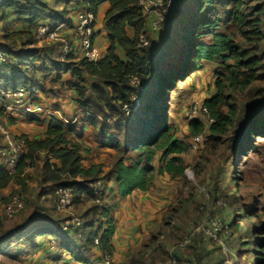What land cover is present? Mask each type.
I'll use <instances>...</instances> for the list:
<instances>
[{
	"label": "trees",
	"instance_id": "obj_1",
	"mask_svg": "<svg viewBox=\"0 0 264 264\" xmlns=\"http://www.w3.org/2000/svg\"><path fill=\"white\" fill-rule=\"evenodd\" d=\"M105 4L109 5L104 18L109 44L98 61H89L75 50L61 60L59 46L49 52L53 57H46L41 49L31 47L32 35L40 24L50 23L52 32L57 33L73 24L71 11L88 8L97 17ZM12 16L27 31L12 32L6 27L4 38L12 43L0 45L6 55L5 60L0 59V89L24 88L33 96L44 89L38 84L39 73L50 71L59 81L69 75L68 86L77 95L84 121L105 147L118 151V156L108 171L103 164L85 165L82 146L69 136L68 124L50 118L44 137L24 138L26 149L13 171L0 164V191L17 184L27 192V171L40 165L42 189L38 196L50 199L60 188H71L74 211L84 223L64 231V220H55L47 212L41 214L38 207L34 218L10 231L1 229L5 238L33 231L36 238L49 242L46 245L44 241L45 246L55 244L80 264H95L86 256L94 250L102 256H114L118 201L135 191L152 190L160 177L176 179L186 173L184 155L192 147L177 138V126L169 118V101L180 82L203 70L205 63L219 61L224 72L213 96L205 102L210 123L191 120L189 135L204 134L220 144L231 142L237 152L244 142L251 143L252 136L264 132V95L249 111L243 110L245 114L235 97L264 81L263 55L259 48L248 47L264 41V0H181L166 15L163 37L168 38L158 46L149 35L140 0H4L0 22L8 23ZM142 34L150 39L148 46L139 45ZM23 35L26 40H22ZM134 78L142 81V92H138ZM129 107L136 109L134 114L127 112ZM240 199L238 196L237 202ZM251 233L258 237L264 228L256 227ZM33 243L36 250L38 244ZM242 245L262 251L263 258L256 252L254 264H264V239ZM176 256L159 245L142 259L131 258L130 264H155Z\"/></svg>",
	"mask_w": 264,
	"mask_h": 264
},
{
	"label": "rangeland",
	"instance_id": "obj_2",
	"mask_svg": "<svg viewBox=\"0 0 264 264\" xmlns=\"http://www.w3.org/2000/svg\"><path fill=\"white\" fill-rule=\"evenodd\" d=\"M180 1L176 0V2ZM168 4V0L163 4V8L168 9L164 14V21L171 8ZM8 21V23L0 22V45L12 43L4 38L6 27L12 32L27 31V28L22 23H18L13 16ZM151 21L147 23L148 31L151 30ZM68 27L71 29L68 35L59 32L45 40L39 39L36 30L32 35V46L41 49L46 57L53 55L49 52L56 46L60 47L58 52L62 54L61 45L71 42L73 38L74 29ZM164 28L163 22L160 31L152 29L153 36L149 34L153 41L159 37L156 46L160 42L167 41L168 35L163 37ZM22 40H26L25 35ZM248 47L259 48V53L264 58V41L258 44L249 43ZM60 57L62 60L61 55ZM177 59L178 56L170 62V65ZM175 67L178 68L177 65ZM223 72L221 62L205 63L203 70L181 81L178 88L171 93L169 118L177 126V138L191 143L193 137L189 135L188 123L193 119L202 120L207 125L210 123L202 105L213 96L216 82ZM46 73L49 75L50 71ZM58 84L62 90L65 89L63 83ZM262 95H264L262 80L237 92L235 97L240 105V111L247 109L249 111ZM136 99L139 100V97ZM57 101L62 102L58 98ZM127 110L129 114H134L136 109L132 110L129 107ZM61 113L62 117L69 119L70 122L75 119L68 112ZM89 128L86 133L82 136L77 135L75 139L82 146L84 164L87 166L103 164L105 171H108L115 163L118 151L105 147L99 141L94 128L92 126ZM41 132L39 128L32 127L28 122L11 123L7 115L0 113V149L8 146L7 137L18 142L20 139L29 138V135H38ZM250 140L251 143L244 142L242 150L237 152L231 142L220 144L208 140L207 137L203 146L192 148L184 155L188 166L184 177L172 179L167 175L156 181L154 188L150 190L152 199H149L150 197H146L144 201L142 199L141 213L133 219L136 220V225L131 231L135 234L131 232L129 236H125L123 232L115 233V253L105 264H130L131 258L142 259L144 253L159 245L171 255L177 256L155 264H254L256 252L259 257L263 256V252L258 251L256 247H245L242 242L264 239V234L254 237L251 233L256 227L264 228V132L252 136ZM27 172L30 174L27 180V192L22 191L17 184L0 191V225L2 226L0 264H80L75 261L72 254L63 251L55 244L45 246L43 244L45 240L36 238L33 231L25 236L13 233L8 238L3 237L2 230L10 231L28 218H34L33 214L38 207L42 209H39L41 214L47 212L53 219L64 220V223L78 217L80 225L75 223V227L84 223L75 213L73 205L67 210H59L55 205V197L48 199L45 196H38L42 189L40 165L29 168ZM15 196L24 197L25 206L19 213L11 216L10 207ZM238 196L241 198L239 202H237ZM123 202L125 203L126 200L124 199ZM123 216L121 212L120 217ZM233 221L235 225L231 226ZM186 238H191V241L183 246ZM34 240L38 244L36 250L32 249ZM45 243L49 245L47 240ZM94 252L100 259L92 257V260L104 264L102 254L97 250ZM86 256L91 257L90 254Z\"/></svg>",
	"mask_w": 264,
	"mask_h": 264
},
{
	"label": "built area",
	"instance_id": "obj_3",
	"mask_svg": "<svg viewBox=\"0 0 264 264\" xmlns=\"http://www.w3.org/2000/svg\"><path fill=\"white\" fill-rule=\"evenodd\" d=\"M4 0H0V3ZM167 0H140V6L143 9L144 15L147 19V23L151 21V30L160 31L162 29V24L164 22V14L167 12V8H163L164 2ZM169 6H174L177 2L176 0H168ZM149 21V22H148ZM149 27V26H148ZM96 29H97V17L88 8H82L77 11L76 21L73 30V38L71 42H67L61 45V56L62 59H66L68 54L75 50L83 57L88 59L89 61H98L103 54L100 52L98 47L96 46ZM37 35L40 40L49 39L55 33L52 32V26L50 23L45 22L38 26ZM149 44V39L142 34L140 36L139 45L147 46ZM0 59L5 60L6 55L3 51L0 50ZM133 83L137 86L138 92H142L144 89V85L141 80L134 78ZM1 99H6L12 97L16 99L17 104L21 105L23 109L29 114H37L42 111V107L38 104H35L29 92L24 88H19L17 90H3L0 89ZM138 100V99H136ZM138 101H136V104ZM202 109L205 113H207V107L205 103L202 105ZM8 146L6 148L0 149V164L6 166L9 170L13 171L17 162L19 161L23 151L26 149L25 139H20L18 142L13 139L7 137ZM206 141V136L204 134H200L198 136L193 137L191 141V147L193 149H197L202 146ZM55 205L59 210H67L73 205V197H72V189L71 188H60L55 196ZM25 206L24 197L15 196L12 200V206L10 207V215H16L22 210ZM75 223L80 225V219L78 217H74L71 220L62 224V229L64 231H69L75 227ZM216 225L215 222H213ZM213 225V226H214ZM191 241V238H186L183 242V246L188 245ZM108 256H103V262H109Z\"/></svg>",
	"mask_w": 264,
	"mask_h": 264
},
{
	"label": "crops",
	"instance_id": "obj_4",
	"mask_svg": "<svg viewBox=\"0 0 264 264\" xmlns=\"http://www.w3.org/2000/svg\"><path fill=\"white\" fill-rule=\"evenodd\" d=\"M54 1L56 0H49L50 3H54ZM108 10H109L108 4L101 6L97 16L98 26L96 29V46L103 55L107 53L108 44H109L107 33L104 29V18ZM76 15H77L76 10L70 12V17L73 19V24L66 25L62 29H60L59 32H62V35L63 34L68 35V33H71L70 32L71 29H69L68 26H71L74 29ZM149 34L153 36V31L149 30ZM158 39L159 37L155 38L154 41L156 42ZM31 47L36 48L32 45ZM38 76H39L38 84L40 86H43L44 89L39 90L33 96L30 95V93L29 95L31 96V99L35 104H38L42 107V111L37 114H29L23 109L21 105L17 104L16 99L12 97L6 99L0 98V109L4 110L3 113L9 117L10 122L11 123L28 122L30 125H32V127L39 128L42 131L40 133L42 134L41 136H39L40 134L32 135V136L29 135L30 139L44 137L47 124L50 118L52 117L60 119L68 124V126L70 127L69 136L71 138L77 139V135L82 136L84 133H86L88 129H90L89 128L90 125L86 124V122L84 121L83 111L79 108L78 104L76 103L77 95L68 86V83L70 81V76L64 75L62 80L60 81L56 80L55 79L56 77L54 75L51 74L48 75L47 73L45 74L43 72L39 73ZM60 82L63 83L62 86L64 85L63 86L65 88L64 90L60 88V85L58 84ZM51 97H54V99H50ZM57 98L62 102H58ZM61 112H68L71 116L73 115L75 119H72V121L70 122L69 119L65 117L64 119L62 117ZM30 117L34 118V120H30ZM37 125L40 127H37ZM151 195H152L151 191H147V192L135 191L131 196L125 198L126 200L125 203L123 202L124 199L118 201V208L115 214L117 220L116 233L123 232L125 236H129L131 232L134 233V231H131V229L135 228L136 220L133 219L136 218L138 213H141L142 199L143 201L147 199L146 197H150L149 199H152ZM121 212H123L124 214L122 218L120 217ZM90 256H91L90 257L91 261H93L92 257H96L97 260L100 259L97 258L98 255L95 254L94 251L90 253ZM95 264H100V263L97 262Z\"/></svg>",
	"mask_w": 264,
	"mask_h": 264
}]
</instances>
